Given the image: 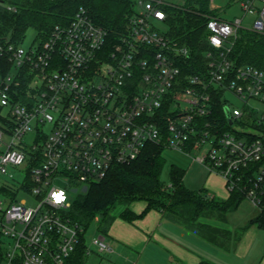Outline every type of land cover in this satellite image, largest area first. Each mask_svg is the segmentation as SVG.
I'll return each instance as SVG.
<instances>
[{
	"label": "built area",
	"instance_id": "1",
	"mask_svg": "<svg viewBox=\"0 0 264 264\" xmlns=\"http://www.w3.org/2000/svg\"><path fill=\"white\" fill-rule=\"evenodd\" d=\"M233 2L242 18L203 15L207 49L199 67L192 49L169 35L167 10L183 7L168 0H133L112 44L83 6L29 49L0 41V264H78L84 230L68 217L73 201L150 144L188 154L260 207L264 110L251 103L264 104V70L236 65L232 53L241 30L264 35V0ZM217 10L209 0V11ZM247 16L251 27L243 25ZM214 92H223L229 131L209 120ZM93 245L84 264H112L110 238L100 234Z\"/></svg>",
	"mask_w": 264,
	"mask_h": 264
},
{
	"label": "trees",
	"instance_id": "2",
	"mask_svg": "<svg viewBox=\"0 0 264 264\" xmlns=\"http://www.w3.org/2000/svg\"><path fill=\"white\" fill-rule=\"evenodd\" d=\"M17 8L7 11L0 5L1 43H21L29 29L37 32V37H47L55 25H67L79 7L89 10L93 21L109 31V43L117 42L134 12L133 0H4ZM169 35L188 45L193 52V61L199 67L203 64V52L207 49V19L209 0H188L182 9L167 10ZM214 15V14H213ZM232 59L236 65H251L264 70V35L241 30L235 43ZM199 71L196 69V72ZM223 92L213 93V115L210 121H217L222 131L231 127L223 109ZM240 124L243 125L241 121ZM264 134V126L260 128ZM165 147L150 144L138 159L130 164L116 166L100 183L93 184L86 193L78 195L68 211L74 224L82 227L77 247L78 264H84L87 244L85 230L93 221L99 220L100 234L108 236L116 217L113 211L118 206H129L135 201L148 203L146 210L156 209L163 218L195 233L216 248L232 253L243 234L252 226L264 230V195L259 213L245 226L236 230L213 226L204 220H215L227 224L229 214L235 212L246 199L241 192H233L226 201L212 197L205 189L194 191L184 184L186 170L171 165L169 184L161 180L166 164ZM122 215L130 220L137 218L126 209ZM0 247V262L3 260ZM202 264H214L205 261Z\"/></svg>",
	"mask_w": 264,
	"mask_h": 264
},
{
	"label": "crops",
	"instance_id": "3",
	"mask_svg": "<svg viewBox=\"0 0 264 264\" xmlns=\"http://www.w3.org/2000/svg\"><path fill=\"white\" fill-rule=\"evenodd\" d=\"M213 174L216 176L215 179L212 177L209 178L207 188L201 189H205L212 197H216L222 201L228 200L229 195L224 189L226 184L224 178L217 173ZM201 189L194 191H200ZM143 202L145 207L141 212H137L128 207L126 208L132 214L136 215L137 218L130 220L122 215L126 210L124 209L120 214V220L123 221L115 219L108 232V237L114 243L115 247L117 243L119 244V241L123 243L126 251H122V254L120 253L119 255L124 264H140L146 256H156L157 259L153 261L155 262L154 264H202L205 261L214 264H230L229 261H234L235 258L242 260L244 262L243 264H245L254 252L250 251L252 244L250 245V243L248 244L245 241L247 237L244 238V236L247 232L243 234L235 251L226 253L201 239L195 233L188 231L183 226L164 219L160 211L156 209L146 210L148 203ZM214 221L204 220V222L211 225L214 224ZM213 226L220 227L219 224ZM152 239L154 243H159L158 247L160 251H147L152 244ZM135 249H141L142 251H134ZM136 254L138 255V259L134 262ZM251 264H264V252L259 261L251 262Z\"/></svg>",
	"mask_w": 264,
	"mask_h": 264
},
{
	"label": "rangeland",
	"instance_id": "4",
	"mask_svg": "<svg viewBox=\"0 0 264 264\" xmlns=\"http://www.w3.org/2000/svg\"><path fill=\"white\" fill-rule=\"evenodd\" d=\"M168 1L174 5L185 7L188 0H168ZM233 1L234 0H213L214 6L218 8V10L215 11L213 14L215 16H218L230 22L234 21L236 18H242L244 16V12L242 11L241 4H235ZM252 23H253V18L251 16L245 17L243 21L244 26L251 27ZM165 30L168 31V28H166ZM36 42H37V32L34 29H29L26 33L24 40L20 43V45L24 49H29V47H31ZM227 98L230 100L231 104H233L234 106L242 107V103H240V101L236 99L233 95L228 94ZM251 104L258 107L261 110H264V104L257 103V102H252ZM44 129L48 133L51 130V126L46 125ZM31 137L33 136L32 135L28 136V139L32 140ZM163 155H164V158L166 159V164H165L162 176H161V180L165 184H169V172H170L171 165H177L181 167L182 169L186 170L184 184L187 188L191 190H196V189L199 190L205 187L207 188L208 179L211 177L215 179L216 177L215 174H213L215 172L211 173L203 164L199 163L198 161H194L188 154L184 152L172 150V149H166L163 152ZM14 174L16 175L17 179H19L22 176L19 170L17 171L15 169H14ZM218 180L221 182L219 178ZM224 189H225V192L230 197L231 193H230V190L227 184H225ZM23 198H27L26 195L20 194L19 200ZM36 204L37 202L35 199L29 201L30 206H35ZM127 207L137 212H141L143 208L145 207V204L143 201H135L132 205H129V206H118L113 211V214L117 220L123 221V220H120V214L122 210L126 209ZM258 213H259V209L256 206H254L249 200L245 199L240 204L239 208L235 212H232L229 214V217H228L229 220L227 224H221L217 221H214L213 225L219 224L220 227H224V228L231 229V230H236L240 227L245 226L246 223L250 219L256 217ZM100 225L101 224L99 220L93 221L92 223H90V225H88V227L85 230L86 244L93 251H96V248L93 245V240L100 235V229H99ZM246 232L247 233L245 234L244 238L247 237L245 238L247 240L245 241L248 244L250 243V245L252 244L250 251H254V252L251 255V258L248 259L245 262V264H251V262L259 261L262 258V255L264 252V230L259 229L257 226H253L251 229H248ZM249 234L251 235L249 236ZM158 245L159 243L158 244L154 243L152 239V244L149 246L147 251H160ZM136 250L142 251L141 249H135L134 251ZM115 251H116L115 254L111 257L112 264H124L123 260L120 259L119 254L120 253L122 254V251H126V249H124V245L123 243H121V241H119V244L117 243V246L115 247ZM137 259H138V255L136 254L134 262H136ZM155 259H157L156 256L155 257L146 256L141 261L140 264H154L155 262L153 261H155ZM93 260L96 262L95 259ZM95 262L93 264H95ZM229 263L230 264H243L244 262H242V260H238L235 258L234 261L230 260Z\"/></svg>",
	"mask_w": 264,
	"mask_h": 264
},
{
	"label": "water",
	"instance_id": "5",
	"mask_svg": "<svg viewBox=\"0 0 264 264\" xmlns=\"http://www.w3.org/2000/svg\"><path fill=\"white\" fill-rule=\"evenodd\" d=\"M229 124L232 125V121L231 120H229Z\"/></svg>",
	"mask_w": 264,
	"mask_h": 264
}]
</instances>
